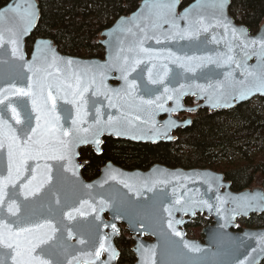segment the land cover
Here are the masks:
<instances>
[{"label": "water", "instance_id": "water-1", "mask_svg": "<svg viewBox=\"0 0 264 264\" xmlns=\"http://www.w3.org/2000/svg\"><path fill=\"white\" fill-rule=\"evenodd\" d=\"M16 2L17 0H10L0 10L6 5H15ZM148 2L151 3V0ZM225 2L223 17L230 20L237 29H243L249 40L264 36V21L251 34L247 27L235 23L228 11L230 0ZM31 3L35 5L36 19L31 30L20 36L15 56L12 54L14 46L8 41L12 38V33L20 32L23 22L9 12L8 19L0 24V32L4 35V43L0 44V88L7 89L15 84L17 88L26 89V77L33 76L28 71L27 64L33 63V70L37 67L46 68L55 53L56 67L63 73L59 79L75 83L71 79L74 72L81 75L85 82L95 76L96 84L84 93L87 104L81 105V114L86 111L87 116L81 127L95 126V110L99 108L101 121L106 122L109 116L114 121L119 120L116 127L126 134L116 135L110 128H105L98 137V145L91 142L76 144L64 160H29L28 165L36 170V180L29 186V190L39 187V191L27 197L24 195L21 185L27 184L33 175L31 170L24 172L15 185L9 184L6 187L8 195L5 196L0 219L7 223L15 219L7 213L8 203L14 200L19 207L16 214L18 217L30 224H44L45 227L34 235L42 238L52 235L53 238L46 245L40 246L43 252L38 248L34 255L50 261V264H69V261L72 264H117L119 252L115 239L120 236L121 224L125 225L133 239V264H252L253 260L255 264H261L264 261V253L261 252L264 248V227L237 230L238 219L264 213V191L261 187L234 192L224 175L212 169L170 168L161 164H153L146 170H129L107 162L96 178L86 180L82 175L86 162L80 160V150L86 147L100 155L103 138L108 137L152 145L172 142L176 138L173 135L175 130L190 125V117L182 121L177 116L183 111L193 113L199 108L209 111L230 110L256 97L264 98V94L259 92H253L247 99L232 98L238 97L242 91L255 89L264 79V59L255 54L259 51V45L243 49L230 33L225 32L221 10L216 6L217 0H194L183 8L178 0L174 15L167 9H152L153 13H166V18L172 21L158 28L151 26L154 16L150 17L149 9L145 7L146 0H142L134 11L117 18L100 34L99 44L104 51L102 58L63 54L49 38L34 40L28 54L26 40L35 30L39 19L38 3L36 0H31ZM186 9L187 17L181 19V14ZM136 24L144 32L139 31ZM129 28L132 29L131 33L126 31ZM141 40L148 52L139 51ZM229 47L232 48L231 52ZM121 48L124 49L122 53ZM129 48L135 50L129 52ZM245 52L250 59H245ZM21 55L24 57L23 61L19 59ZM34 55L38 57L35 62ZM42 55L48 57L47 62L41 58ZM125 56L128 57V64L124 65L129 70L128 83L119 70L124 64ZM228 56H232L234 62L227 63ZM68 60L73 63L68 65ZM137 60L140 61L139 64H135ZM133 67L135 70L131 71ZM48 70L54 72V69ZM101 73L106 77L103 80L106 87H100ZM133 80L136 86L129 88ZM153 80L157 83L153 84ZM209 85H212L211 89L201 91V88L208 89ZM98 87L103 94L92 96V92ZM166 88L168 92H165ZM180 90L184 94L180 97V107L176 108L175 100H168L167 96L176 95ZM221 93L228 99L225 101L221 98L217 102ZM3 95H8L12 106L20 113L21 121H24L26 114L31 111V99L25 97L27 103L23 105L18 104L17 97L8 92ZM53 95H57L55 89ZM156 97L160 99L156 100ZM186 97H193L198 104L185 106ZM67 99H73L70 90H67ZM148 100L155 103H142ZM110 103L114 107H110ZM225 103L229 106H225ZM51 104L49 100V112ZM158 104H162L165 109L176 110L166 112L157 108ZM56 105V113L61 117L59 124L67 129L71 121L65 122L64 117L69 110L75 117L76 108L60 98H57ZM32 115V125L35 126V113ZM3 116L19 133L22 125L16 124L11 111L4 112ZM137 116L140 117L139 120L136 119ZM169 118L175 121V125L166 129L165 121ZM49 119L55 123L53 116L50 115ZM157 130L159 135L156 134ZM87 138L91 140L90 136ZM0 175H8L6 147L0 150ZM49 176L51 180L47 179ZM42 182L43 187H40ZM181 197L184 200H204L212 207L201 206L197 208L195 215L180 211L178 209L183 206V201L181 205H176L175 201ZM252 197L256 198L253 207H242ZM166 208L171 209V216L165 211ZM196 214H203L206 219L212 220V223L201 229L202 240L187 237L184 228ZM169 220L172 221V228L168 227ZM48 222L55 227V233L47 227ZM112 225H115V232ZM15 227L13 225V229ZM175 232L181 235L176 236ZM146 237L151 240L145 239ZM31 239L30 235L28 240ZM81 240L85 243L81 244ZM101 241L105 243L106 249L114 250L115 256L111 260L110 252L104 250L99 258L95 257L94 253ZM194 248L199 251H194ZM12 255V249L0 245V260L5 264H15Z\"/></svg>", "mask_w": 264, "mask_h": 264}, {"label": "trees", "instance_id": "trees-1", "mask_svg": "<svg viewBox=\"0 0 264 264\" xmlns=\"http://www.w3.org/2000/svg\"><path fill=\"white\" fill-rule=\"evenodd\" d=\"M10 0H0V8ZM39 19L26 40L29 54L37 38H49L63 54L84 58H102L100 34L117 18L134 11L142 0H36ZM181 8L194 0H180ZM229 14L235 23L255 33L264 21V0H230ZM102 153L90 147L80 150L86 162L82 175L92 180L111 162L124 169L146 170L153 164L170 168H209L221 172L233 191L253 186L264 190V98L256 97L233 109L192 114L190 126L177 132L173 142L156 145L103 138ZM204 216L198 215L186 226L189 238H200ZM264 227V213L239 219L238 227ZM131 235L123 226L115 239L119 252L117 264L135 261ZM264 264V261L261 263Z\"/></svg>", "mask_w": 264, "mask_h": 264}, {"label": "snow or ice", "instance_id": "snow-or-ice-1", "mask_svg": "<svg viewBox=\"0 0 264 264\" xmlns=\"http://www.w3.org/2000/svg\"><path fill=\"white\" fill-rule=\"evenodd\" d=\"M178 0H171V2H165V0H151V3L146 0L145 7L149 9L150 17L154 16L152 20V27L158 28L162 27L164 24H170L172 21H169L166 18V13L157 11L155 13L152 12V9H167L168 12H171L174 15V9ZM216 6L221 10V16L223 18L222 26L225 29V32L231 34L235 41H238L240 45H242L243 49H247L251 46L259 45L258 55L260 59H264V36L259 38H254L249 40L245 31L243 29H237L232 25V22L228 20L226 17H223V9L226 7L225 0H217ZM11 12L14 14L16 18H19L23 22V27L21 28L19 33H12V38L8 41L14 47L12 50V54L15 56L18 52V44L21 35H26L31 28L33 27V21L36 19V10L35 5L31 3V0H17L15 5L9 4L2 10H0V24H2L6 19H8V13ZM188 10L186 9L183 14H181V19H185L187 17ZM202 23V21H201ZM219 24L220 21H217ZM135 27L139 29V31L144 32L143 28H140L139 24H136ZM207 29H205L206 31ZM126 31L129 33L132 32V29L129 28ZM4 43V35L0 32V44ZM39 43V42H38ZM159 43V41H157ZM143 40L140 41L139 51L148 52L149 50L144 48ZM135 49L129 48V52H133ZM124 51L123 48L120 49L122 53ZM232 51V48L229 47V52ZM45 62L48 61V57L46 55H42L41 57ZM251 57L245 52V59H250ZM21 61H23L24 57L21 55L19 57ZM38 59L37 56H33V62ZM124 64L120 67V71L122 72V78L128 83V71L124 65L128 64V57L125 56L123 58ZM57 57L55 53L52 54L51 62L47 63L46 68L37 67L33 70V63H28L27 68L29 72L33 73V76L26 77L27 79V88H17L15 84L10 85L9 88L4 89L0 88V150H4L5 147L7 149V160H8V175L2 176L0 175V211L3 209V205L5 204V196L8 193L5 191L6 187L9 184L15 185L16 181L20 180L21 176H23L24 172L31 170L33 173L32 179L28 181L27 184H22L21 187L24 190V195L27 197L29 195H34L35 192L39 191V187L35 190H29V186L32 184L34 180H36L35 169H31V166L28 165L29 160H39L41 158L44 159H55V160H64L66 155L72 151V148L76 144L83 143H93L99 144L98 137L102 134L105 128H110L115 132L116 135H124L126 133L122 132L117 124L120 123L119 120H115L114 118L109 116L106 122L101 121L100 119V109L96 108V119L95 126H89L88 128H82L81 124L84 123V117L87 116V112H83L81 114V105L87 104V101L84 99V93L89 91V88L96 84L95 76L91 77L87 82L84 81V78L78 73H72L71 79L75 81V83H70L68 79L61 80L60 76L63 75L59 67H56ZM227 63H232L233 57L228 56ZM68 65L73 63L72 60L66 61ZM140 61H135V64H139ZM239 67V64H237ZM48 69H54L53 71H49ZM134 71L133 67L130 69ZM41 73H44L41 75ZM106 77L101 73V84L100 87H106L103 85V80ZM153 84L157 83V81L153 80ZM135 81L133 80L129 84V88H135ZM197 87H201L197 85ZM222 87V85H221ZM212 88V85L208 86V89L201 88V91L207 92ZM55 89L57 95H53V90ZM181 89H183V85H181ZM67 90L71 91V95L73 97L72 100L67 99ZM176 91V90H174ZM4 92H8L10 95L17 97V103L26 105L25 97L31 99V111L26 114L25 120L21 121L20 113L17 111V108L12 106V102L9 100L8 95H3ZM165 92H168V89H165ZM253 92H259L264 94V79H262L259 85L255 89L245 90L239 93V99H247ZM47 93V95H45ZM60 93H64V95H60ZM99 91V87L96 91L92 92V96L101 95ZM183 91L180 90L176 95H168V100H175L176 108L180 107V97L183 95ZM57 98L64 99L67 104H71L76 108L77 115L73 117L71 115V111H68V114L64 117L65 122L71 121V125L64 129L63 125L59 124L61 119L60 115L56 113V101ZM228 99L225 97L223 93L220 94V97L217 98V102L219 99ZM160 97H156V100H159ZM209 99H212L209 96ZM51 100V110L48 111V101ZM7 101V103H5ZM142 103L152 105L155 101L148 100L142 101ZM95 102H93V106ZM110 107H114L111 103ZM225 106L227 103H225ZM157 108L171 112L175 111L174 109H165L162 104H158ZM10 110L12 117L15 119L17 125H22L19 133H17L16 129L12 127L7 120L4 119L3 113ZM191 109H189L190 111ZM35 113V126L32 125L33 115ZM53 116L55 123L49 119V116ZM137 120L140 119L139 116L136 117ZM43 121V123H42ZM190 122V121H189ZM175 125V121L169 118L168 121H165V128L168 129ZM7 129V132H5ZM84 134V135H82ZM157 135H159V131L157 130ZM166 135V132H165ZM91 137V140L87 138ZM135 138V137H134ZM171 139L172 137H168ZM53 153L52 155H49ZM58 153V154H56ZM45 167H48L45 165ZM51 171V169H48ZM51 180V176L47 178ZM115 179V177H113ZM46 182V181H44ZM40 184V187H43V183ZM123 183V181H121ZM128 187V185H125ZM211 191V188L208 189ZM255 197H252L251 200H246L242 207L245 209L253 207V202L255 201ZM183 201V206L178 210L184 212H190L195 215L197 208L206 205L211 208L212 205L208 204L207 201L204 200H184L183 197L177 199L175 201L176 205H181ZM168 212L169 216L172 215L171 209H165ZM19 212V207L15 203V201H11L7 205V213L10 214L11 217H15L11 223H7L4 220L0 219V245H3L6 248L12 249L14 255H12V260L15 264H50V261L41 258L38 255H34L37 249L40 248L41 245H46L48 241L52 240V235H47L46 238H42L34 235L39 229L45 227L44 224H30L27 220L21 219L16 214ZM71 218V217H70ZM180 221H177L179 223ZM13 225H15V229H13ZM47 227L51 228L52 233H55L56 229L51 225L50 222L47 223ZM168 227L172 228V221H168ZM113 232L116 231L115 225H112ZM32 236L31 240H28L29 236ZM71 235V233H69ZM176 236H180L181 233L175 232ZM262 241H264V237H262ZM81 244H84L85 241L81 240ZM187 246V245H185ZM41 252L43 249L40 248ZM109 251L110 256L109 260H111L115 256V252L111 248L105 247V243L103 241L100 242L99 248L96 249L94 255L96 258H99L101 255V251ZM194 251H199L198 248H194ZM261 252L264 253V248L261 249ZM143 255V253H142ZM0 264H5L3 260H0ZM69 264H72L69 261ZM252 264H255V260L252 261Z\"/></svg>", "mask_w": 264, "mask_h": 264}, {"label": "flooded vegetation", "instance_id": "flooded-vegetation-1", "mask_svg": "<svg viewBox=\"0 0 264 264\" xmlns=\"http://www.w3.org/2000/svg\"><path fill=\"white\" fill-rule=\"evenodd\" d=\"M184 104H185V106H194V105H196V104H198V103H196L195 101H194V99H193V97H186L185 98V100H184ZM198 110H200V109H197L195 112H197ZM195 112H193V113H195ZM193 113H188V112H185V111H183V112H181V113H178L177 114V116L179 117V119L180 120H184V119H186L187 117H190V118H192V114ZM190 126V125H189ZM179 130H181V129H177V130H175L174 132H173V135L176 137L175 138V140L177 139V132L179 131ZM175 140H173V141H175ZM172 141V142H173ZM230 189H231V184H230ZM248 189V188H247ZM232 191H233V189H231ZM238 192V191H237ZM198 215H202V214H196V216L189 222V223H186L185 224V226H184V228H185V230H186V226H188V225H190L191 224V222H193L194 220H195V218L198 216ZM251 215H256V214H251ZM250 215V216H251ZM258 215H260V214H258ZM202 216H204V215H202ZM249 216V217H250ZM248 217V218H249ZM204 218H205V216H204ZM248 218H243V219H248ZM205 220L207 221V224H209V223H212V220L211 219H206L205 218ZM206 224V225H207ZM121 226H123L124 228H125V230L128 232V230L126 229V227H125V225H123V224H121L120 225V227ZM205 226V225H204ZM203 227V226H202ZM202 227H201V229H202ZM242 228H250V227H247V226H241V228L239 227L238 229H242ZM129 233V232H128ZM130 234V233H129ZM131 235V234H130ZM131 238H132V236H131ZM145 239H147V240H151V238H148V237H146ZM195 239H199V240H202V237H200V238H195ZM132 241H133V239H132ZM132 246H133V244H132ZM131 246V247H132ZM134 263V262H133ZM132 263V264H133Z\"/></svg>", "mask_w": 264, "mask_h": 264}]
</instances>
